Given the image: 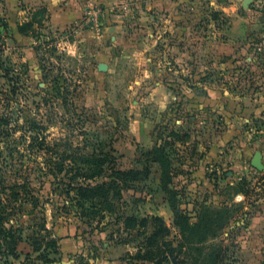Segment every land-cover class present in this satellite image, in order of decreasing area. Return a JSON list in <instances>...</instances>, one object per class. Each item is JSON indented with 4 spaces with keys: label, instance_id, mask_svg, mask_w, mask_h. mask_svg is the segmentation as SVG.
<instances>
[{
    "label": "rangeland",
    "instance_id": "obj_1",
    "mask_svg": "<svg viewBox=\"0 0 264 264\" xmlns=\"http://www.w3.org/2000/svg\"><path fill=\"white\" fill-rule=\"evenodd\" d=\"M76 2L78 19L61 29L46 24L43 8L25 14L20 36L0 17V116L11 120L10 136H0V166H11L0 173L26 177L33 197L10 221L23 238L18 257L0 255V264H154L141 260L153 225L138 234L126 217L163 220L159 242L172 250L159 245L161 264H209L213 255L218 264H264V38L251 36L264 33V11L243 0H168V10L157 0ZM36 133L62 151L102 139L116 169L149 176L121 193L113 212L84 216L74 193L43 173L47 156L29 150ZM157 146L169 166L147 155ZM172 208L192 224L203 210L228 212L214 237L184 240Z\"/></svg>",
    "mask_w": 264,
    "mask_h": 264
},
{
    "label": "trees",
    "instance_id": "obj_2",
    "mask_svg": "<svg viewBox=\"0 0 264 264\" xmlns=\"http://www.w3.org/2000/svg\"><path fill=\"white\" fill-rule=\"evenodd\" d=\"M10 124V119L0 116L1 138L10 136L8 130L5 129ZM33 128H37L36 125L32 124L31 130H34ZM35 135L28 146L29 150L35 147L37 152L44 153L47 156L45 166L42 168L43 173L50 175L55 184L62 185L64 193H74L73 200L76 201L77 206L84 210V216L95 217L98 213L105 211L108 213L113 212L114 202L121 199V193L130 189L132 184L145 181L149 176L147 171H121L116 169L115 157L112 155L113 149L107 147L106 142L102 139L87 140L82 147L62 151L60 150L62 144L55 143L50 146L44 137H40V133ZM1 148L0 145V156L3 152ZM7 150L9 152L8 157L12 159L14 151ZM147 155L151 157L153 163H158L162 167L170 164L165 148L162 146L154 147L147 152ZM10 166L7 161H4L0 169L6 170ZM61 174L66 176L65 179L58 177ZM161 178L164 183V191L170 193L166 184V179L170 178V174L164 171ZM31 193L32 189L26 177L20 176L16 180L8 181L0 173V255L2 256L12 257L13 259L18 257L17 247L23 241V238L21 230L11 225L10 221L20 211L23 203L33 199ZM85 205H89L88 210L85 209ZM173 210L176 226L182 233V238L188 240L187 234L192 236L199 233L201 234L200 241L217 235L225 225L224 215L228 212L226 208L220 210L206 209L199 215L198 222L192 224L189 218L179 214L175 209ZM148 223L153 225V231L147 237V250L141 255V260L161 264V261H156V256L164 253L159 245H166L172 250L169 243L159 242L168 234V229L163 220L160 217L140 221L135 217L124 219L126 229L138 230V234H142L146 230ZM27 242L33 252L40 251V243L31 239H28ZM166 259V257H162V260L166 261ZM210 259L209 264H218L217 255H213ZM189 263L208 264L207 259L202 261L193 259ZM182 264H185V261Z\"/></svg>",
    "mask_w": 264,
    "mask_h": 264
},
{
    "label": "crops",
    "instance_id": "obj_3",
    "mask_svg": "<svg viewBox=\"0 0 264 264\" xmlns=\"http://www.w3.org/2000/svg\"><path fill=\"white\" fill-rule=\"evenodd\" d=\"M170 4L172 3L168 2V0H157L155 6H157V8H159L160 10H168ZM77 7L78 5L76 0H0V17L6 19L5 23L8 26V31L11 30L12 33L15 34V36H20L18 25L24 19L25 14L32 13L36 8H43L46 10L47 25L49 23L51 27L61 29L78 19L80 13ZM218 8H220L221 11L227 10V8L225 7L219 6ZM259 25V27L261 28L260 30H262V26L264 27V23L262 22ZM253 30H255L252 31L254 35L251 36L255 38L261 36L264 38V33H259L260 31H257L258 29ZM236 35H240L241 38L245 36L246 38L250 36V33H248V30H240V32ZM228 44H232V46H234V41H229ZM206 45L207 50L205 53V59H209V57H211L213 54L211 48V38L209 39V42L206 43ZM199 48L200 47H197L196 44L193 46L192 56L194 60L197 53L201 52L199 51ZM193 63L196 65V60Z\"/></svg>",
    "mask_w": 264,
    "mask_h": 264
},
{
    "label": "water",
    "instance_id": "obj_4",
    "mask_svg": "<svg viewBox=\"0 0 264 264\" xmlns=\"http://www.w3.org/2000/svg\"><path fill=\"white\" fill-rule=\"evenodd\" d=\"M250 3L249 0H243L244 7H247V5ZM104 65H101L100 69H103ZM262 155L260 152H256L252 158L251 165L253 168L260 170L262 169Z\"/></svg>",
    "mask_w": 264,
    "mask_h": 264
},
{
    "label": "built area",
    "instance_id": "obj_5",
    "mask_svg": "<svg viewBox=\"0 0 264 264\" xmlns=\"http://www.w3.org/2000/svg\"><path fill=\"white\" fill-rule=\"evenodd\" d=\"M250 6L259 9L260 11H264V0H249Z\"/></svg>",
    "mask_w": 264,
    "mask_h": 264
}]
</instances>
